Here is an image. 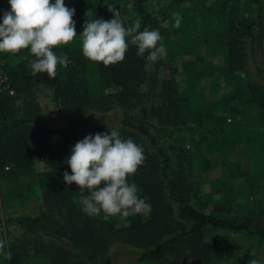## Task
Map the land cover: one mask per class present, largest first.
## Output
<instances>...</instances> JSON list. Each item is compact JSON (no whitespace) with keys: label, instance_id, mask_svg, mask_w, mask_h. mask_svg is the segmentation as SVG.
<instances>
[{"label":"trees","instance_id":"1","mask_svg":"<svg viewBox=\"0 0 264 264\" xmlns=\"http://www.w3.org/2000/svg\"><path fill=\"white\" fill-rule=\"evenodd\" d=\"M158 3L155 16L144 0H65L77 37L53 49L69 57L54 78L32 75L28 50L0 53V210L28 208L0 216V264H250L264 253V0ZM107 5L126 25L158 29L166 57L149 63L129 43L117 64L86 59L79 35L87 20L113 18ZM5 11L0 0V23ZM41 96L63 126L41 122ZM113 129L143 148L128 182L148 215H86L89 192L64 182L74 145ZM10 226L45 241L6 243Z\"/></svg>","mask_w":264,"mask_h":264},{"label":"clouds","instance_id":"2","mask_svg":"<svg viewBox=\"0 0 264 264\" xmlns=\"http://www.w3.org/2000/svg\"><path fill=\"white\" fill-rule=\"evenodd\" d=\"M10 11H5L0 23V53L17 55L28 50L34 59L29 61L32 75L47 74L54 78L58 66L67 67L69 57L57 55L53 49L66 46L76 37L73 19L75 9L65 5V0H8ZM111 20H87L79 35L83 56L95 63L110 66L125 59L129 43L136 46L137 55L145 56L149 63L166 57V48L158 29H141L136 19L126 25L120 11L107 5ZM174 27L179 28L181 18L174 17ZM25 60L28 57H24ZM147 67V65H146ZM143 148L131 138L124 139L117 129L108 133L88 135L78 141L66 163L71 169L63 174L64 182L76 184L80 191L87 190L82 211L89 216L104 213L127 218L148 215L152 206L148 198H141L135 183H129L145 162ZM103 184V187L101 185ZM5 247L0 240V250ZM4 255L12 258L11 252ZM250 264H260L251 260Z\"/></svg>","mask_w":264,"mask_h":264},{"label":"rangeland","instance_id":"3","mask_svg":"<svg viewBox=\"0 0 264 264\" xmlns=\"http://www.w3.org/2000/svg\"><path fill=\"white\" fill-rule=\"evenodd\" d=\"M130 1H134V0H130ZM149 8V10L155 15V16H159L158 12V4L157 1H161V0H144ZM162 3V2H161ZM168 21L171 20V16H167ZM159 20L161 21V19L159 18ZM167 22V21H162ZM160 22V23H162ZM165 25V24H164ZM216 64H220V59L218 61H215ZM206 82L202 84L201 88L203 91H205V94L208 96L209 99H215L216 98V93L212 92L209 90V88H205L206 86ZM43 98V96H41ZM41 104L43 105V111L45 110V114L42 118V123L48 125V126H52V127H56V126H63V124L59 121V119L54 115L51 114V104L49 103V101L45 98L42 99ZM214 178V177H213ZM202 188L203 190L207 191L208 188V181L206 179H204L202 182ZM28 208L26 207H21V208H12L10 204L8 203H1V210H0V216L2 218H6L8 216H18V215H22L24 213H27ZM4 235H5V239H6V243L7 242H17V244H22L26 246V251H31L33 249V247L36 246V244H38V242L41 241H45V238L43 239H39L38 237H36L33 234H28V233H22L21 230H18V228L16 226H10L8 228L5 227V231H4ZM118 256V255H117ZM125 257V255H120V259L118 260L119 263H122V259ZM253 260V259H252ZM256 260H258L260 263L264 264V253H260L259 255L256 256ZM129 261L128 258L126 257L125 262Z\"/></svg>","mask_w":264,"mask_h":264},{"label":"built area","instance_id":"4","mask_svg":"<svg viewBox=\"0 0 264 264\" xmlns=\"http://www.w3.org/2000/svg\"><path fill=\"white\" fill-rule=\"evenodd\" d=\"M7 76L3 70V63L0 61V91L6 88Z\"/></svg>","mask_w":264,"mask_h":264}]
</instances>
